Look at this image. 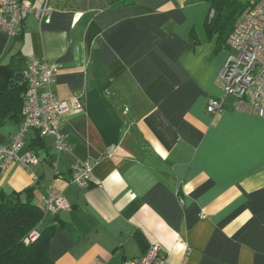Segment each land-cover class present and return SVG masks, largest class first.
I'll list each match as a JSON object with an SVG mask.
<instances>
[{
    "label": "crops",
    "instance_id": "crops-1",
    "mask_svg": "<svg viewBox=\"0 0 264 264\" xmlns=\"http://www.w3.org/2000/svg\"><path fill=\"white\" fill-rule=\"evenodd\" d=\"M30 2L48 4L50 22L29 14L20 37L0 32V62L58 64L52 90L79 106L62 118L69 150L57 170L52 138L30 130L24 149L40 160L13 164L0 195L31 188L41 207L50 186L64 196L69 208L39 226H54L50 259L131 264L156 245L168 264H264V118L234 110L231 98L206 112L223 95L229 53L226 31L204 27L210 1ZM17 126L4 123L0 143ZM86 160L91 185L80 189L71 168Z\"/></svg>",
    "mask_w": 264,
    "mask_h": 264
},
{
    "label": "built area",
    "instance_id": "built-area-1",
    "mask_svg": "<svg viewBox=\"0 0 264 264\" xmlns=\"http://www.w3.org/2000/svg\"><path fill=\"white\" fill-rule=\"evenodd\" d=\"M245 8L235 21L226 38L229 50L218 73V84L223 95L210 98L206 112H221L228 98L232 107L240 112H253L264 118V0H244ZM52 10L48 4L33 8L30 0H0V32L18 38L24 30V21L33 14L39 21L49 23ZM213 16L210 12L209 18ZM59 70L56 63L44 57L29 56L21 71L25 92L21 119L16 132L7 143H0V179L17 163L26 170L39 162V156L25 148V137L30 130L37 131L41 138L51 137L57 155L52 166L57 170L59 155L69 150L62 134V118L71 106H79L78 100H60L52 90L54 77ZM91 160L76 162L71 170V182L80 189L91 185ZM69 208L64 196L52 186L46 189L43 199L45 213H57ZM38 236L33 231L29 239ZM26 239V241H29ZM131 264H168L158 246L150 245L146 252ZM185 264V263H180Z\"/></svg>",
    "mask_w": 264,
    "mask_h": 264
},
{
    "label": "trees",
    "instance_id": "trees-1",
    "mask_svg": "<svg viewBox=\"0 0 264 264\" xmlns=\"http://www.w3.org/2000/svg\"><path fill=\"white\" fill-rule=\"evenodd\" d=\"M209 1L213 16L204 27L208 32H214L216 28L224 29L226 35L223 39L226 44L227 36L245 8V1ZM120 4L121 2H117L114 5ZM22 70L15 60L9 63L0 62V127L8 120H14L17 124L20 122L26 87L23 80L13 82V78ZM35 132L40 138L38 132ZM32 200L31 188L21 193L0 195V264H57L49 256V241L54 226L43 229L39 227L45 212L43 207ZM33 231L38 236L32 241L29 236Z\"/></svg>",
    "mask_w": 264,
    "mask_h": 264
},
{
    "label": "water",
    "instance_id": "water-1",
    "mask_svg": "<svg viewBox=\"0 0 264 264\" xmlns=\"http://www.w3.org/2000/svg\"><path fill=\"white\" fill-rule=\"evenodd\" d=\"M21 80H23V74H22V72H17L14 75L13 82H19Z\"/></svg>",
    "mask_w": 264,
    "mask_h": 264
}]
</instances>
